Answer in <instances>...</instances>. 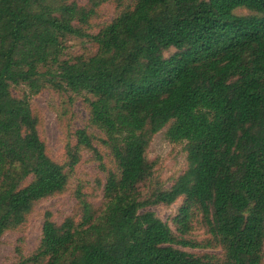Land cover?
Wrapping results in <instances>:
<instances>
[{"label": "trees", "instance_id": "16d2710c", "mask_svg": "<svg viewBox=\"0 0 264 264\" xmlns=\"http://www.w3.org/2000/svg\"><path fill=\"white\" fill-rule=\"evenodd\" d=\"M126 1L0 0V238L65 189L81 148L101 160L84 128L67 165L47 155L31 98L50 88L84 96L114 167L100 208L76 191L78 219L46 212L39 243L14 264H264V0ZM106 2L119 12L88 33ZM83 38L96 51L65 56ZM166 125L187 166L147 187V148ZM177 201L170 223L149 209Z\"/></svg>", "mask_w": 264, "mask_h": 264}, {"label": "rangeland", "instance_id": "374dc122", "mask_svg": "<svg viewBox=\"0 0 264 264\" xmlns=\"http://www.w3.org/2000/svg\"><path fill=\"white\" fill-rule=\"evenodd\" d=\"M84 4L86 0H77ZM133 3L127 0L123 6ZM114 2H106L97 8L96 15L90 20L86 31L95 34L104 25L109 23L119 12ZM96 51V44L88 38L71 39L67 43L65 56L89 55ZM13 94L19 91L12 89ZM31 109L37 117V132L44 142L47 155L59 164L67 165L65 146L76 142L75 131L84 128L91 139L101 160L96 158L93 150L83 147L79 150V159L68 170V182L62 192L55 193L35 202L32 211L25 221L17 228L4 232L0 238V264H14L20 261L19 253L28 255L32 252L41 237V228L44 214L49 213L55 222H61L67 216L78 219V200L76 191L90 202L93 207L100 208L102 204V188L106 170L112 169L114 164L108 150L102 144L103 133L89 124V111L82 94L72 93L69 90L55 91L50 88L42 89L31 98ZM168 125L156 132L147 148V156L154 162L153 179L147 183L169 187L174 179L185 170L187 166L184 142H171L165 136ZM178 201L165 206L156 204L149 207L157 216L170 223ZM205 229L200 224H194L190 237L201 240L206 237ZM193 252L219 253V249L189 248Z\"/></svg>", "mask_w": 264, "mask_h": 264}]
</instances>
